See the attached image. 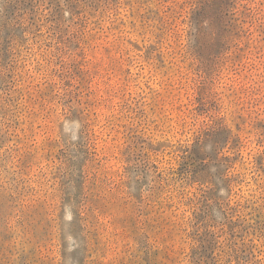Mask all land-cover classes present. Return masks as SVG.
I'll return each mask as SVG.
<instances>
[{"label":"rangeland","instance_id":"obj_1","mask_svg":"<svg viewBox=\"0 0 264 264\" xmlns=\"http://www.w3.org/2000/svg\"><path fill=\"white\" fill-rule=\"evenodd\" d=\"M0 264H264V0H0Z\"/></svg>","mask_w":264,"mask_h":264}]
</instances>
